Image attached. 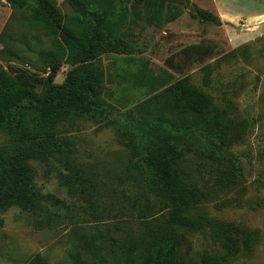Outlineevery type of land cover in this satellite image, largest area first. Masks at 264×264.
Instances as JSON below:
<instances>
[{
  "label": "trees",
  "instance_id": "1",
  "mask_svg": "<svg viewBox=\"0 0 264 264\" xmlns=\"http://www.w3.org/2000/svg\"><path fill=\"white\" fill-rule=\"evenodd\" d=\"M5 3L12 14L0 33V62L7 65L6 70L0 66V136L7 137L14 149L0 150V210L18 206L36 213L43 209L27 164L34 158L58 165L59 182L72 200L91 204L102 199L94 174L77 162L75 144L68 133L84 122L119 120L117 141L128 153L123 176L132 194L128 202L143 206L138 211L152 219L142 224L141 240L124 235L118 246L120 253L108 249L114 248L109 242L103 253L83 235L75 242L79 253L90 264L108 263V255L119 257L122 247H129L121 255L125 257L122 264H230L244 251L249 252L251 234L198 212L207 197L202 188L205 184L193 180L184 167L190 154L204 163H226L215 177L214 187L225 191L240 186L242 165L230 152L239 141L233 119L186 80L174 81L166 72L156 77L143 60H126L131 64L120 77L125 81L106 76L98 60L103 53L118 57L134 53L133 46L124 40L126 34H121L129 23L125 5L131 3L136 9L147 0H65L72 12L68 19L55 0ZM17 14L29 18L13 29L11 22L17 23ZM190 15L215 27L222 25L207 12L193 9ZM22 30L33 32L36 40L41 36L54 38L64 51L60 56L49 51L34 53ZM29 54L46 64V76L26 69L31 66ZM65 57L73 69L61 85H55ZM202 73L203 86L208 87L212 70L205 67ZM127 87L144 101L128 102L124 106L133 108L120 113L109 99ZM171 102L178 115L167 114ZM50 200L51 206L64 207L55 198ZM189 235L203 236L223 252V257L209 251L194 257ZM28 264L48 262L36 255Z\"/></svg>",
  "mask_w": 264,
  "mask_h": 264
},
{
  "label": "rangeland",
  "instance_id": "2",
  "mask_svg": "<svg viewBox=\"0 0 264 264\" xmlns=\"http://www.w3.org/2000/svg\"><path fill=\"white\" fill-rule=\"evenodd\" d=\"M55 1L63 16L70 18L72 12L65 0ZM125 8L129 23L121 34H126L124 40L133 46L134 53L124 57L100 55L98 60L106 76L125 81L120 77L129 70L131 63L126 60H143L156 77L166 72L174 81L186 80L210 96L233 119L239 141L230 152L242 165L240 186L225 191L214 187L213 181L226 163L220 166L204 163L190 154L184 167L193 180L205 184L202 188L207 197L198 206V212L221 223L238 225L252 235L251 250L244 251L230 264H264V0H147L145 6L134 9L127 3ZM193 9L216 16L222 25L215 27L194 19L190 15ZM11 14L5 0H0V33ZM14 18L17 23L11 22L13 29L24 24L29 16L17 14ZM24 34L34 53L49 51L60 56L64 51L54 38L41 36L36 40L33 32ZM27 60L31 63L25 66L29 72L46 76L43 75L46 64L36 55L29 54ZM0 66L7 68L1 62ZM205 67L212 70L208 87L202 83ZM72 69L65 57L54 84L61 85ZM132 91L127 87V91L119 90L120 94L109 99L120 113L133 108L125 107L126 103L138 98L144 101ZM168 108L167 114L178 115L173 102ZM120 127L119 120L88 121L68 133L75 144L77 162L94 174L99 185L102 199L91 204L70 198L67 188L59 182L61 170L54 161L42 158L28 161L33 189L42 198L43 209L36 213L18 206L0 210V264H28L36 255L46 258L48 264H78V261L90 264L75 247L80 235L93 241L103 253L107 242L114 246L108 249L120 253L118 246L125 234L135 241L141 240L142 224L152 218L138 211L143 206L128 202L132 194L123 183L128 153L117 141ZM7 148L14 149L2 135L0 150ZM50 197L64 207L51 206ZM142 215L145 218L139 219ZM187 239L194 257L204 251L223 257V252L203 236L189 235ZM128 248L122 247L121 255ZM111 254L108 263L103 264L125 262L124 256L114 258Z\"/></svg>",
  "mask_w": 264,
  "mask_h": 264
},
{
  "label": "crops",
  "instance_id": "3",
  "mask_svg": "<svg viewBox=\"0 0 264 264\" xmlns=\"http://www.w3.org/2000/svg\"><path fill=\"white\" fill-rule=\"evenodd\" d=\"M3 1V0H2Z\"/></svg>",
  "mask_w": 264,
  "mask_h": 264
}]
</instances>
